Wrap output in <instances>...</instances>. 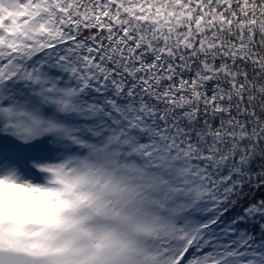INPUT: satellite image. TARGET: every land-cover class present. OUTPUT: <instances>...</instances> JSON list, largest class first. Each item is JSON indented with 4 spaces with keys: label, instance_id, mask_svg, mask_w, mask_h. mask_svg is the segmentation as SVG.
Instances as JSON below:
<instances>
[{
    "label": "snow or ice",
    "instance_id": "obj_1",
    "mask_svg": "<svg viewBox=\"0 0 264 264\" xmlns=\"http://www.w3.org/2000/svg\"><path fill=\"white\" fill-rule=\"evenodd\" d=\"M245 189L264 190V0H0V264H264L191 226L227 203L264 233Z\"/></svg>",
    "mask_w": 264,
    "mask_h": 264
},
{
    "label": "trees",
    "instance_id": "obj_2",
    "mask_svg": "<svg viewBox=\"0 0 264 264\" xmlns=\"http://www.w3.org/2000/svg\"><path fill=\"white\" fill-rule=\"evenodd\" d=\"M261 198L264 197V190L260 192H249L245 189L244 195H237L238 199L244 198ZM231 204H235L236 200L232 199ZM237 208L230 207V204L218 205L216 210H211V205H208V210L202 214H198L194 218V227H199L200 224H206L210 221L212 228L207 231L205 240L211 239L209 245L212 251L217 254L236 251L244 254V258H251L255 253H260L264 257V233L260 231L252 232L250 229H237L234 225L237 220ZM255 222V221H253ZM207 250V249H206ZM227 264H239V259L229 260Z\"/></svg>",
    "mask_w": 264,
    "mask_h": 264
},
{
    "label": "clouds",
    "instance_id": "obj_3",
    "mask_svg": "<svg viewBox=\"0 0 264 264\" xmlns=\"http://www.w3.org/2000/svg\"><path fill=\"white\" fill-rule=\"evenodd\" d=\"M20 191L22 195H28L26 190L21 189ZM8 215L9 212L7 210L0 211V216H8ZM15 223L21 227L31 228L34 224H41L42 222L27 216H18L15 218Z\"/></svg>",
    "mask_w": 264,
    "mask_h": 264
},
{
    "label": "rangeland",
    "instance_id": "obj_4",
    "mask_svg": "<svg viewBox=\"0 0 264 264\" xmlns=\"http://www.w3.org/2000/svg\"><path fill=\"white\" fill-rule=\"evenodd\" d=\"M178 223H179V222H178ZM212 226H213V225H212ZM212 226L209 227V228L205 231V233H204L205 236H206L207 231L210 230V229L212 228Z\"/></svg>",
    "mask_w": 264,
    "mask_h": 264
}]
</instances>
